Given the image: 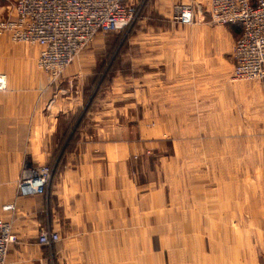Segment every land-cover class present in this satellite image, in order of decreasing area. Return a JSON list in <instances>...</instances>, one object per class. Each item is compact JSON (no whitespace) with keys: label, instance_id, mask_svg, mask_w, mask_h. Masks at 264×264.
Wrapping results in <instances>:
<instances>
[{"label":"crops","instance_id":"1","mask_svg":"<svg viewBox=\"0 0 264 264\" xmlns=\"http://www.w3.org/2000/svg\"><path fill=\"white\" fill-rule=\"evenodd\" d=\"M182 1L151 4L167 18L190 24L173 17L175 5ZM192 1L195 18L200 1ZM12 4L13 0H0V18L11 14ZM207 5H203L206 11ZM235 26L237 36L240 28ZM157 51L149 56H160ZM37 53L38 45L11 41L6 32L0 33V73L5 77L0 90V217L15 235L4 264H48L50 254L45 251L50 244L36 240L43 226L59 233L48 248L61 264H264V248L246 242L247 223L255 229L264 223L258 219L264 215V179L249 190L241 179L236 184L228 177L224 158L223 179L205 184L215 189L196 184L193 188L200 194L193 189L190 200L180 196L187 209L173 204L177 197L166 178L157 179L153 184L157 189L140 191L139 182L127 175L131 133L69 126L88 92L91 53L79 51L52 83L37 67ZM49 97L53 101L46 109ZM93 109L89 106L86 113H96ZM218 115L226 127L228 115ZM227 149H222L223 155L231 154ZM58 154L43 193L17 192L16 181L24 167L53 165ZM254 161L249 164L262 169L263 163ZM6 203L12 208L3 209Z\"/></svg>","mask_w":264,"mask_h":264},{"label":"rangeland","instance_id":"2","mask_svg":"<svg viewBox=\"0 0 264 264\" xmlns=\"http://www.w3.org/2000/svg\"><path fill=\"white\" fill-rule=\"evenodd\" d=\"M199 1L190 24L156 11L154 0H136L126 26L96 32L80 49L89 51L93 62L87 66V95L69 125L131 133L128 177L139 182L140 191L157 189V179L166 178L178 209L189 208L179 201L181 195L190 200L193 189L201 193L193 185H215L223 179L224 158L228 177L236 184L241 179L249 190L264 179V85L255 78L231 77L236 23L209 21L204 7L209 0ZM154 50L160 56L150 57ZM91 105L95 115L86 113ZM223 113L228 115L226 127L218 115ZM221 146L230 147L233 155H223ZM253 160L263 163L262 169L253 168ZM258 219L264 222V215ZM254 229L247 223V245L264 248V223ZM49 246L48 264H61Z\"/></svg>","mask_w":264,"mask_h":264},{"label":"built area","instance_id":"3","mask_svg":"<svg viewBox=\"0 0 264 264\" xmlns=\"http://www.w3.org/2000/svg\"><path fill=\"white\" fill-rule=\"evenodd\" d=\"M129 0H13L12 12L0 18V33L6 32L11 41L38 45L36 65L43 70L49 83L57 80L74 56L100 31L126 26L133 18ZM193 3L178 2L173 17L192 22ZM211 22L239 25V33L231 47L232 78H255L264 85V0H209L207 9ZM5 77L0 73V90ZM53 101L47 99L48 109ZM47 164L24 167L16 181L21 195L43 193L51 177ZM12 203L2 205L11 209ZM59 235L50 228H41L36 240L50 244ZM15 239L7 220L0 217V264Z\"/></svg>","mask_w":264,"mask_h":264},{"label":"trees","instance_id":"4","mask_svg":"<svg viewBox=\"0 0 264 264\" xmlns=\"http://www.w3.org/2000/svg\"><path fill=\"white\" fill-rule=\"evenodd\" d=\"M78 123H79V120L77 121L76 126L78 125ZM59 159H60V154L57 156V158H56V160H55V162H54L53 169L56 168V165H57V163L59 162ZM51 174H52V173H51Z\"/></svg>","mask_w":264,"mask_h":264}]
</instances>
